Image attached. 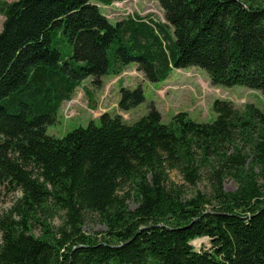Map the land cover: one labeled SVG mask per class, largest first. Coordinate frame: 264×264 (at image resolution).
I'll list each match as a JSON object with an SVG mask.
<instances>
[{
	"label": "trees",
	"instance_id": "16d2710c",
	"mask_svg": "<svg viewBox=\"0 0 264 264\" xmlns=\"http://www.w3.org/2000/svg\"><path fill=\"white\" fill-rule=\"evenodd\" d=\"M115 1L0 0V182L20 191L0 214V264H264V111L252 103L215 99L212 122L167 123L151 103L131 124L105 111L46 133L83 80L101 86L131 63L150 82L196 66L264 96V0H155L165 21L111 22L100 6ZM143 101L140 85L119 88V110ZM172 170L192 185L209 170V192L187 196ZM88 214L105 230L85 233ZM200 237L209 249L194 248Z\"/></svg>",
	"mask_w": 264,
	"mask_h": 264
},
{
	"label": "rangeland",
	"instance_id": "374dc122",
	"mask_svg": "<svg viewBox=\"0 0 264 264\" xmlns=\"http://www.w3.org/2000/svg\"><path fill=\"white\" fill-rule=\"evenodd\" d=\"M100 10L111 22L133 14L141 16L150 14L159 21H165L163 9L155 0L115 1L111 5L100 6ZM2 20L3 17L0 15V27ZM137 85L142 87L144 101L128 111L119 110L117 107L119 88L121 86L133 88ZM215 99L228 100L239 110L243 109L245 104L252 103L264 111V96L259 91L241 85L230 87L213 85L208 73L199 67L173 69L165 80L150 82L144 79L142 73L136 70L131 63L117 76L112 74L104 76L101 86L96 87L91 77L83 80L72 98L61 104L56 121L47 126L46 133L54 137H63L74 128L86 126L91 120L98 123L99 116L105 111L118 113L124 122L131 124L147 113L151 103L160 112L163 123L169 122L179 112L187 113L192 120L197 122H212L216 116L212 109ZM248 152L249 147L245 146L244 153L248 154ZM208 172L209 170H202L201 179L195 185L188 184L182 175L174 170L169 172V178L178 185H184L186 195L190 196L196 189L209 192L211 184L207 179ZM261 183L264 184V180ZM236 187L237 184L233 177L224 178L225 191L235 190ZM262 191L264 194V188ZM125 192L129 193L127 196L129 207L134 208L137 200L131 188L126 186ZM19 194V190L0 182V214L12 206ZM48 220L54 227H57L62 224V214H56ZM82 230L87 234L101 232L105 230V225L96 215L88 214L83 221ZM32 231L35 235L40 233L39 227H34ZM191 244L196 250L210 248L208 237L196 238L191 241Z\"/></svg>",
	"mask_w": 264,
	"mask_h": 264
}]
</instances>
